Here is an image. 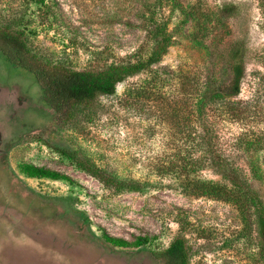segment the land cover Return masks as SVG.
Wrapping results in <instances>:
<instances>
[{
  "label": "rangeland",
  "instance_id": "obj_1",
  "mask_svg": "<svg viewBox=\"0 0 264 264\" xmlns=\"http://www.w3.org/2000/svg\"><path fill=\"white\" fill-rule=\"evenodd\" d=\"M154 25L171 36L162 60L72 117L47 107L34 76L0 51V264H162L154 254L178 236L188 264H264L254 216L195 196L166 171L189 152L203 158L190 178L219 179L186 139L193 129L244 173L264 207V0H0V30L22 32L34 61L75 71L145 61ZM236 42L245 67L238 97L201 109L205 84L227 83ZM59 151L141 190L106 186ZM24 164L60 178H31ZM140 237L146 245L135 244Z\"/></svg>",
  "mask_w": 264,
  "mask_h": 264
},
{
  "label": "trees",
  "instance_id": "obj_2",
  "mask_svg": "<svg viewBox=\"0 0 264 264\" xmlns=\"http://www.w3.org/2000/svg\"><path fill=\"white\" fill-rule=\"evenodd\" d=\"M234 6H226L221 9V15L227 17L232 14ZM22 32L8 31V28L0 30V51L7 61L15 66L32 74L37 81L42 102L57 114H64L69 110L70 114L77 108H89L100 96H112L116 87L127 78L134 77L149 69L152 65L158 64L171 43V36L167 33L166 27L154 25L150 28L149 36L152 42L151 53L145 61L124 62L111 64L98 72L75 71L67 69L59 64H42L34 61L33 56L27 49ZM22 38V39H21ZM243 44L236 42L231 45L228 55L229 78L225 85L213 87L205 84L199 98V107L217 105L218 101H229L235 99L240 93V86L245 73ZM226 105L229 107L230 103ZM202 109V108H201ZM230 109V108H229ZM200 111V109H199ZM74 114H71V117ZM190 125V124H189ZM187 127V126H186ZM190 127V126H189ZM186 139L191 143L203 148L204 154H208L214 168L217 181L190 178L189 172H193L198 164L203 161L201 157L193 159L189 152L187 156L177 162L175 168L167 169V172L179 176L181 186L195 194L197 197H207L238 206L244 216H254L260 238V253L264 260V207L259 201L257 193L252 189L244 173L236 167H232L226 159L220 155L213 156L210 150V141L205 136L195 138L187 129ZM208 133V132H207ZM194 137V138H193ZM66 159L73 161L76 166L86 174L97 179L102 184L118 190H141L139 183L122 181L108 175L105 171L90 164L87 160L78 158L74 153L59 151ZM174 166V165H173ZM22 171L31 178H45L57 180L60 174L30 164L21 166ZM182 179V180H181ZM106 241L124 247L127 242L113 237H106ZM148 239L140 237L135 244L143 246ZM154 257L162 264H188L189 254L184 237L178 236L173 239L169 247Z\"/></svg>",
  "mask_w": 264,
  "mask_h": 264
}]
</instances>
